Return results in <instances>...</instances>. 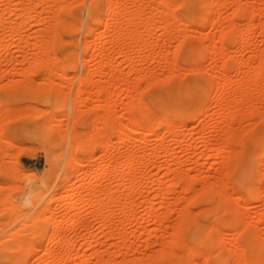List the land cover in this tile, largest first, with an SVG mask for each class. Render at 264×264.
Returning a JSON list of instances; mask_svg holds the SVG:
<instances>
[{
    "label": "rangeland",
    "instance_id": "obj_1",
    "mask_svg": "<svg viewBox=\"0 0 264 264\" xmlns=\"http://www.w3.org/2000/svg\"><path fill=\"white\" fill-rule=\"evenodd\" d=\"M40 1L46 3L45 0H0V22L4 23L7 33L2 35L5 32H0V109L2 106L22 107L15 108V114L8 110L13 116L5 122L1 121L5 118L0 117V123H4L0 136V264H11L16 260L20 264H40L52 234L46 218L56 211L57 223H61L65 239L53 247L56 251L70 252L68 258L71 261L65 264H79L82 260H86V264H95L99 258L103 264H180L182 256L184 264H234V253L254 261L258 248L263 249L264 264V170L261 176L257 171L264 161V75L257 78L258 81L255 79L264 63L261 59L264 53V0H207L212 6L209 11L202 8L201 0H175L176 4L169 8L174 16L169 19L172 15H167L171 22L166 21L171 27L167 25L165 32L161 23L167 18L156 11L166 7L162 4L165 0H117L118 8L129 13L128 17L138 7L143 11L145 25L141 26L146 28L139 30L138 35L148 47L141 55L135 51L137 48L129 50L127 55L119 49L109 50L112 44L107 41L87 52L85 46L88 43L96 46L101 37L109 36L107 4L110 0H63V7L58 8V12L54 10L57 7H53V0H47L45 5ZM30 4L38 13L25 15L22 11ZM238 7L243 9L244 15H235ZM169 9L166 8L170 13ZM92 16L102 21L93 23ZM202 16L207 22H201ZM127 19L126 22L124 19L119 21L125 24ZM89 25L93 27L91 32L87 30ZM53 29L55 32L52 33ZM222 30L229 32L224 45L219 37ZM50 45H54L53 52ZM103 51L107 53L101 55ZM40 55L55 59L54 66L36 64L34 60ZM103 56L113 60L114 68L124 78L120 88H113L115 82L110 74L101 76L98 65ZM84 60H88V66L95 71L92 75L97 74L86 87L81 80L86 65ZM50 65L53 67L48 70ZM108 68L105 67V73L110 72ZM253 79L257 84L251 82L252 88L244 84ZM222 81H225V88L220 90ZM216 83L221 84L220 88ZM103 86L110 89L111 100L98 95V89ZM244 86L246 92L251 89L254 98H250L254 101L248 99L250 103L248 100L244 103L247 95L243 92ZM221 97L224 101L219 100ZM234 98L240 104L234 105ZM131 103L150 110L156 122L148 124L146 140L141 132H134L133 139L123 147L118 138L120 135H114L109 126H102L97 114L103 116L112 111L111 118L128 124L127 110ZM251 106L257 109L255 114L251 111L252 115L248 112ZM8 111L4 110V113H10ZM227 111L232 116L237 114V119L233 116L237 120L233 125L231 121L230 125L227 123ZM154 112L157 115H153ZM162 114L183 124L177 128L178 136L172 137L165 126L156 124ZM104 127L110 131L106 133ZM150 127L157 129L159 138L153 135L154 130ZM224 130L233 132L237 139L226 150ZM102 132L111 138V146L115 148V156H112L117 162L125 159L124 152L128 147L141 152V156L145 154L147 161L141 170L131 174L129 187L125 183L130 181L118 182L114 178L119 170L122 171L120 167L115 168L118 173L114 169L106 181L101 180L99 190H111L113 197L123 190L119 195L123 199L134 196L136 206L132 216L128 215L129 205L124 207V200L122 207L109 203L112 208L107 213L112 217L107 229L92 214L93 206L82 203L74 212L63 206L75 187L95 183L97 189V162L104 157L97 146V138ZM208 136L211 144L205 143ZM185 138L189 142L183 145L179 141ZM223 156L231 161L227 168L221 167ZM169 161L171 166H168ZM83 168L87 173L80 181L78 177L82 174L78 169ZM176 175H181L182 183L174 182L173 187L174 183H170ZM185 179L191 182L188 190L184 189ZM169 187L172 191L164 195L165 188L169 191ZM153 206L154 211L149 215L148 209ZM185 211L189 218L187 226L182 235H175V228ZM236 219L242 221L239 223L241 231L240 226L234 228L232 221ZM34 223L47 229L46 237L34 239L39 252L35 250L31 256L24 255L23 250L16 247L10 250L16 234ZM203 232L208 233L209 239L203 237ZM217 235L222 237L218 240ZM172 239L178 243L176 241L171 250L168 243ZM65 240L71 241V245H66ZM205 240H210L209 244L212 241L211 245L204 243Z\"/></svg>",
    "mask_w": 264,
    "mask_h": 264
},
{
    "label": "bare ground",
    "instance_id": "obj_2",
    "mask_svg": "<svg viewBox=\"0 0 264 264\" xmlns=\"http://www.w3.org/2000/svg\"><path fill=\"white\" fill-rule=\"evenodd\" d=\"M25 1V0H24ZM49 1V0H48ZM63 0H53L52 2H53V7L54 8H56V9H54L55 11H57L58 12V8H60L63 4L62 3H64V1L62 2ZM121 1H124V0H121ZM22 2V1H21ZM40 2H43V1H40ZM45 2L46 3H41V4H47V0H45ZM51 2V1H50ZM62 2V3H61ZM201 2V4L203 5V7L202 8H204L205 9V11H209V10H211V7H210V4H208L209 2L207 1V0H201L200 1ZM139 5H140V3H139V1L137 2ZM211 3V2H210ZM137 4V5H138ZM163 5L165 4V6L166 7H164L163 9H161L162 7H160L161 5L160 4H158V8H160L161 9V11L159 10V9H156V8H153L152 10H154V9H156V11H157V13H159V15L161 16V17H166L167 18V15H172L171 17H168L169 19H172V17L174 16V12L172 11V10H170L171 8L170 7H172V6H174L176 3H175V0H165V2H163L162 3ZM201 4H199V5H201ZM212 4H213V2H212ZM138 5V6H139ZM20 6V5H19ZM23 6H25V5H23ZM177 6H178V4H177ZM21 7V6H20ZM27 7V8H26ZM25 7V11H24V9H23V11L22 12H25L24 14L25 15H30V14H32L33 12H37L36 10H35V7L32 5V4H30V5H28V6H26ZM63 7V6H62ZM155 7H157V6H155ZM210 7V8H209ZM166 8H170L169 9V11H170V13L168 12V10H166ZM106 9V8H105ZM165 9V10H164ZM208 9V10H207ZM245 9V8H244ZM63 11V10H62ZM245 11V10H244ZM104 12H106L105 10H104ZM143 11L140 9V7H138V9L136 10V11H134L133 12V14H130V17H128V14L129 13H127L125 10H123V9H121V8H118V1L117 0H110L109 2H108V4H107V14L109 15L108 16V22H110L109 24L110 25H107V27H108V30H109V36H107V38L105 39V38H103V37H101L100 38V40H101V42H100V44L99 45H97V43H96V46H94L93 44H89L88 43V45H87V47L85 46V48H87V52L88 51H91V50H93L94 49V47L96 48V47H100V46H103L104 45V43L107 41V42H111V49H109V50H116V49H119V51H120V53H124V54H128V52H129V50H133L134 48H137V50L135 49V51L139 54V55H141L142 54V52L144 51V50H146L147 49V47H148V45H147V43H146V41L144 40V39H142V36L140 37L138 34H139V32L140 31H142V29H144V28H146V27H142L141 26V24L142 25H145L144 23H145V21L144 22H142V19H144L143 18V13H142ZM38 13V12H37ZM152 13V12H151ZM208 13V12H207ZM105 14V13H104ZM106 14V15H107ZM156 14V13H155ZM154 15V13L152 14V16ZM158 15V14H157ZM164 15V16H163ZM166 15V16H165ZM236 16H240V15H244L243 14V9H241L240 7H238L237 8V10H236V14H235ZM151 16V17H152ZM159 16V17H160ZM32 17V16H31ZM38 17V16H37ZM93 17V16H92ZM127 17L129 18V19H127ZM251 17V16H250ZM34 18V17H33ZM56 18H59V17H56ZM103 18V17H102ZM168 18L163 22V23H161V24H164V26H165V30H163V28H164V26H162L161 28H162V30L165 32V31H167L166 30V28L168 29V27L169 26H167V25H170V27H171V24L169 23V22H166L167 20H168ZM178 18V17H177ZM93 19V21H91V22H93V23H99V22H101L102 21V19L101 18H99V17H93L92 18ZM105 19V18H104ZM119 19H124V21L127 19V23H123L122 21L120 22L119 21ZM147 19H150V18H147ZM151 19H153V20H156V19H154V18H151ZM151 19H150V21H151ZM163 19H165V18H161V20H163ZM202 23H205V22H207V20L205 19V17H203L202 16ZM57 20V19H56ZM60 20V19H59ZM129 20V21H128ZM152 20V21H153ZM1 21V20H0ZM119 21V22H118ZM147 21V20H146ZM168 21H170V20H168ZM126 22V21H125ZM148 22V21H147ZM162 22V21H161ZM171 22V21H170ZM60 23V22H59ZM61 24V23H60ZM147 24V23H146ZM148 25V24H147ZM131 26V27H130ZM161 26V25H160ZM6 27V26H5ZM64 27H66V26H64ZM52 28V27H51ZM129 28V29H128ZM130 28H132V29H130ZM55 29V28H54ZM54 29L52 30V33H53V31H54ZM93 29V27H92V25H89L88 27H87V30H89V32H91V30ZM107 29V28H106ZM110 29H111V31H110ZM51 30V29H50ZM140 30V31H139ZM148 30V29H147ZM1 31H3V32H5V28H4V23H1L0 22V32ZM145 31V30H144ZM223 31V33H222V35L221 36H219L220 37V40H221V43L224 45V43L227 41V36H228V33L229 32H224V30H222ZM55 32V31H54ZM97 32V31H96ZM2 33V32H1ZM56 33H58V31H56ZM6 35L7 33L5 32V33H3L2 35ZM15 34V33H14ZM55 34V33H54ZM53 34V35H54ZM141 34V33H140ZM2 35H0V36H2ZM59 35V37H60V34H58ZM55 36V35H54ZM104 36V35H103ZM139 36V37H138ZM144 36V35H143ZM238 36V35H237ZM4 37V36H3ZM234 37L236 38V36L234 35ZM2 38V37H1ZM54 38H56V37H54ZM3 40V39H2ZM1 40V41H2ZM52 40H53V37H52ZM60 40H61V37H60ZM64 40V39H63ZM123 40V41H122ZM145 41V43H144V41ZM185 40V39H184ZM233 40V39H232ZM236 40V39H235ZM237 42H238V40H236ZM236 41H234L235 43H236ZM52 42H54V40L52 41ZM62 42V41H61ZM104 42V43H103ZM181 42H183V41H181ZM52 44V43H51ZM181 44H183V43H181ZM181 44H180V46H181ZM236 44H238V43H236ZM114 45H117V46H114ZM41 46H45L44 44H42ZM50 46H52V51L51 52H53V46L54 45H50ZM114 46V47H113ZM183 46V45H182ZM113 47V48H112ZM50 48V47H49ZM181 48V47H180ZM183 48V47H182ZM185 48H186V46H185ZM222 48V47H221ZM44 49V48H43ZM103 49H104V47H103ZM41 50H42V48H41ZM108 49H107V51H109ZM218 50V49H217ZM216 50V51H217ZM49 51V50H48ZM107 51H103L102 53H101V55L102 54H105V53H107ZM42 52V51H41ZM44 52V51H43ZM43 52H42V54H43ZM114 52V51H113ZM109 53V52H108ZM123 54V55H124ZM44 56H45V54H43ZM47 55H49V52H48V54ZM40 56H42V55H40ZM38 57L37 59H35L34 60V62L36 63V64H39V65H41V66H43V64L45 63H49V64H52L53 66H54V62L56 61L55 59H50L49 57H47V59H45L44 58V56H42V57ZM106 56V55H105ZM262 56V55H261ZM51 57V56H50ZM92 57V56H91ZM104 57V56H103ZM51 58H55V57H51ZM102 58V57H101ZM101 58H100V60H101ZM129 58V57H128ZM229 58V57H228ZM32 59V58H31ZM30 59V60H31ZM50 59V60H49ZM58 59H59V57H58ZM90 59V58H89ZM88 59V60H89ZM262 59V62H264V53H263V57L261 58ZM51 60H53V62L51 61ZM55 60V61H54ZM88 60L87 61H83V62H86L85 64V71H84V75H83V77H82V84L84 85V87H86V86H89V84L91 83V80H93L92 79V77H95L96 75H92L94 72H93V68L90 66H88ZM25 61V60H24ZM29 61V60H28ZM32 61V60H31ZM113 60H111V59H109V58H106V57H104L103 59H102V61H101V64L100 65H98V67H96V68H98L99 70H100V73H101V76H103V75H109L110 74V76H112L113 77V79H114V81L113 82H115V83H113V88H120V83L121 82H123L124 81V78H122L121 77V75H119L118 74V72L116 71V69L114 68V66H113V62H112ZM18 62H20V61H18ZM33 62V63H34ZM52 62V63H51ZM260 62H261V60H260ZM262 62L260 63V66H261V64H262ZM23 63V62H22ZM34 63V64H35ZM223 63V62H222ZM48 64V65H49ZM60 64V63H59ZM39 65H36V66H39ZM52 65H50V66H48V70H49V68L51 69L53 66ZM56 65V64H55ZM222 65V64H221ZM263 65V67H264V63L262 64ZM105 67H109L108 68V70H110V72L109 73H105V70L107 69H105ZM262 67V66H261ZM260 67V68H261ZM262 67V70H264V68ZM41 68H43V67H41ZM94 68H95V66H94ZM97 69V70H98ZM258 69V68H257ZM222 70V69H221ZM262 70L260 69V71L258 70V72L256 73V80L258 81V79H260V77H262V75H264V71L262 72ZM224 73H225V70L223 71ZM95 74V73H94ZM261 75V76H260ZM225 76V75H224ZM258 78V79H257ZM223 79H224V77H223ZM227 79V78H226ZM218 80H219V78H218ZM217 80V81H218ZM256 80H247L249 83L247 84V83H244L246 86L247 85H250L249 87L250 88H252V86H251V82H256L255 84H257V81ZM212 82H214V81H212ZM220 83H223L222 85L221 84H219L218 83V85H217V83L215 84L216 86H220L221 85V89L220 90H223L224 88H225V86H224V84H225V81L223 82H220ZM254 83H253V85H254ZM110 86V85H109ZM215 86V87H216ZM26 87V86H25ZM258 87V86H257ZM29 88V87H28ZM32 88H34V87H30L29 89H32ZM220 88V87H219ZM244 88V90L245 91H243L244 93L247 91L246 89H247V87L245 88V86L243 87ZM242 88V89H243ZM250 88H248V92H246L245 94H249L250 93V91H251V89ZM36 90V89H35ZM34 90V91H35ZM32 91V90H31ZM33 91V92H34ZM44 91V90H43ZM217 91H219V89L217 90ZM217 91H216V93H217ZM36 92V91H35ZM98 95H100V96H103L104 98H108V99H110L111 100V97H112V93H111V91H110V89L108 88V87H105V86H103V87H101V88H99L98 89ZM240 93H242L241 91H240ZM241 95V94H240ZM246 95V97L243 95V97H245V99H244V101L245 100H248V99H250V101H251V99L252 98H254V94L252 95V91H251V94H249L250 96H247ZM258 95V94H257ZM260 95V94H259ZM253 96V97H252ZM241 97V96H240ZM243 97H242V100H243ZM250 97H252V98H250ZM220 98V97H219ZM259 98V97H258ZM255 99H256V97H255ZM139 100H140V98H139ZM138 100V101H139ZM220 101L221 100H223L222 99V97H221V99H219ZM234 101H232L233 103L235 102V98L233 99ZM237 100V99H236ZM240 100H241V98H240ZM241 100V102H243ZM253 100V99H252ZM258 100V99H257ZM141 101V100H140ZM143 101V100H142ZM224 101V100H223ZM249 101V100H248ZM250 101H249V103H250ZM254 101V100H253ZM252 101V102H253ZM228 102H230V101H228ZM237 103H239L240 104V102H238V100L236 101ZM234 103V105L235 104H237V103ZM141 105H142V103L141 102H139ZM226 103V102H225ZM244 103H246V101L244 102ZM244 103H242V104H244ZM229 104V103H228ZM228 104H226V105H228ZM232 104V103H231ZM230 104V105H231ZM241 104V105H242ZM141 105L140 106H136L135 104H133V103H131L130 104V106H128V113H129V115H130V118H129V123L127 124H124L121 120H119L118 118H111V114H112V111H107L106 112V114L105 115H98L97 114V116H99V119H98V121L100 122V124H102V126H103V124L104 125H106V126H109L112 130H114V135H117V136H119L120 135V137H118L119 139H120V142H121V144L123 145V147H124V145L125 144H127V142L129 143L130 142V140L131 139H133V135H132V133H134V132H141V135H142V138L143 139H145L146 138V136H145V131H147V129H148V124H153V123H155L156 121H154L155 119H153V117H152V114L150 113L151 111L150 110H148L147 108H143V107H141ZM146 105V104H145ZM229 105V106H230ZM241 105H237L238 107H240ZM148 106V105H147ZM224 106V105H223ZM237 106H234V107H237ZM244 106V105H243ZM245 106H246V104H245ZM27 107V106H26ZM149 107V106H148ZM231 107V106H230ZM230 107H228V108H230ZM242 107V106H241ZM254 107V106H253ZM3 108V109H2ZM2 110L0 109V113L2 114L0 117L1 118H5V119H1V121L2 122H5L6 121V119L8 120V117H12L11 116V114H13L14 113V111L13 110H16V109H21L20 108V106H19V108L18 107H13V109H10L9 107L8 108H6V107H3L2 106ZM5 108V109H4ZM16 108V109H15ZM227 108V109H228ZM232 108V107H231ZM230 108V109H231ZM28 109V108H27ZM236 109V108H235ZM240 109V108H239ZM250 109V110H249ZM248 109V112L250 111H252V110H254V114L256 113L255 112V110H257L256 108H254V109H252V106H251V108H249ZM4 110L6 111H8V110H12L13 111V113H11L10 111H8V112H10V113H8L7 114V112H6V114H7V116H5L6 114L4 113ZM229 110V109H228ZM234 110V109H233ZM150 111V112H149ZM232 111V110H231ZM240 111V110H239ZM243 111V110H242ZM17 112V111H16ZM236 112H238L237 110H236ZM253 112V111H252ZM251 112V114L250 115H252L253 113ZM155 113V112H154ZM227 113H228V111H227ZM10 114V115H9ZM15 114V113H14ZM221 114H223V113H221ZM234 114V113H233ZM238 114H240V113H238ZM9 115V116H8ZM16 115H18V114H16ZM153 115H157L156 113L155 114H153ZM164 114H162L161 115V117H160V120H159V124L158 123H156L158 126H160V127H162V126H165L166 127V129H168V131H169V133H171V136L173 137V136H176L177 134V130H179V129H177L178 128V126L179 125H183V124H181V122H177V121H175V120H173V119H171L170 117H168V116H163ZM178 115V114H177ZM226 115V114H225ZM235 115V116H234ZM233 116L236 118V116H237V114H234ZM246 115V114H245ZM3 116V117H2ZM20 116V115H19ZM18 116V117H19ZM163 116V117H162ZM227 117H228V119H227V123H229L228 125H230L231 123H230V121L232 122V125H233V123L235 122V120L237 119H234L233 118V116H232V113H228V115H226ZM239 116V115H238ZM159 117V116H158ZM175 117L176 118H178L179 116H176L175 115ZM191 117H193V116H191ZM14 118H16V117H14ZM20 118V117H19ZM53 119H55V118H53ZM10 120V119H9ZM237 121V120H236ZM99 122H97V126H98V124H99ZM151 122V123H150ZM178 123V125H177V123ZM183 123V122H182ZM2 124H4V123H0V134L3 132V126H1ZM180 126V127H181ZM57 128V127H56ZM99 128V127H98ZM97 128V129H98ZM134 128H137V130H139V131H135L134 130ZM151 128V127H150ZM152 129V128H151ZM104 131L106 130V133L107 132H109V131H107V129H105V127H104V129H103ZM154 129H152L151 131H153ZM234 129H232V131H233ZM100 131V130H99ZM150 131V130H149ZM150 131V132H151ZM101 132V131H100ZM106 133H104V132H102V133H100V135H99V137L97 138V146L99 147V148H101L102 150V152H103V155H104V159L103 158H101L98 162H97V189H96V184L95 183H92V184H90L89 186H87V187H84V186H82L81 188L80 187H75V189H73L72 191H71V194L69 195V197H68V199L65 201V203H64V205L63 206H65V207H68V209L70 210V211H72V212H74V211H77L78 209H79V207H80V205L82 204V203H86V204H89V205H91V206H93L94 207V210H93V212H92V214L96 217V219H98L99 221H101L102 222V226H103V228L104 229H107V228H110V223H111V217H112V215H110L109 213H107L110 209V207L113 205L114 207L115 206H120V207H122V206H124L122 203H126L125 204V206L124 207H126L127 206V204L129 205V207H128V211H129V213H128V215H134L133 214V211H134V208H136V206H135V198H133V197H130L129 195H128V197H125L126 199H123V197H121L120 195H119V193L121 192L122 193V191L123 190H121V185H122V183H121V185H120V192L118 193V195H114V197L113 196H110L111 194V190H108V189H105V190H99V184L101 183V182H103V181H101V180H103V179H105V178H108V176H110L111 174H113V171H114V169L115 168H121V170L122 171H120L119 170V172L120 173H118L117 171H118V169L116 170L115 169V171L118 173H116L117 175L114 177L115 178V180H117L118 179V182H119V180L121 181V180H124V181H130V182H127V183H131V178L133 177H131V174L133 173V172H135V170H137V169H139V170H141L144 166H145V164H146V162L147 161H145L146 160V157H145V154L143 155V156H141V152H137L136 150V152H137V154H136V152L131 148V149H129V147H128V149H126L125 150V152H124V156H125V159L123 160V161H118L117 162V158L116 159H114V157L113 156H115L114 155V150H115V148L113 147V146H111V142H112V140L110 141V137L106 134ZM117 133V134H116ZM152 133H154L153 135H155L156 137H158V136H160L159 135V133H158V131H157V129H155ZM231 133V134H230ZM119 134V135H118ZM136 134V133H135ZM234 135H235V130H234ZM233 135V132H231L230 130L229 131H225L224 130V132H223V138H224V145H225V147H224V150H226L227 149V147H229V148H231L230 146H229V144H231V142H233L234 143V140H237L236 138H235V136L237 137V135H235L234 136ZM0 136H2V134L0 135ZM178 136V135H177ZM232 136H234V137H232ZM258 136V135H257ZM159 138V137H158ZM259 138V137H258ZM177 139V138H176ZM229 139H231V141L229 140ZM232 139H233V141H232ZM238 139H241V138H239L238 137ZM146 140V139H145ZM211 140H213V139H211ZM143 141V140H142ZM188 142H189V140H187ZM186 141V138H185V140H183V141H179V142H181L183 145H186V143L188 144V142ZM145 142V141H144ZM210 142H212V141H210V137L208 136L206 139H205V143H210ZM227 142V143H226ZM238 142H240L239 140H238ZM141 143V142H140ZM232 143V145H235V144H233ZM80 144V143H79ZM181 144V145H182ZM211 144V143H210ZM89 145V144H88ZM242 145H243V143H242ZM221 146V145H220ZM222 147V146H221ZM119 148V147H118ZM0 149H2L1 147H0ZM117 150V149H116ZM123 150V149H122ZM229 150V149H228ZM118 151V150H117ZM231 151V150H230ZM1 152V151H0ZM213 152V151H212ZM138 153H140L139 155H138ZM148 153V152H147ZM154 153V152H153ZM142 154H143V151H142ZM221 154V153H220ZM113 155V156H112ZM147 155V154H146ZM111 156L113 157V158H111ZM137 156H138V159L140 158L139 156H141V158L138 160L137 159ZM214 156V155H213ZM212 156V157H213ZM102 157V156H101ZM106 157H107V159H106ZM216 157V156H215ZM109 158V159H108ZM119 159V158H118ZM175 161V160H174ZM260 161V160H259ZM150 162V161H149ZM171 162H173L172 160H171ZM170 161H169V163H168V166H171L172 165V163H171ZM221 163V162H220ZM222 165L223 166H221V167H225V168H227L228 166H230V163H231V161H230V159H229V157L227 158V156H223L222 157ZM235 162H233V164H234ZM169 164H171V165H169ZM221 165V164H220ZM79 170V174H82V175H80L81 177H78V179L80 180V181H82L84 178H85V176H86V173H87V170H86V168H83V169H78ZM138 170V171H139ZM263 170H264V161L262 162L261 161V163L259 164V167H258V173H259V175L261 176V173H263ZM81 172V173H80ZM146 172V171H145ZM170 173H172L171 171H170ZM226 173V172H225ZM137 174V173H136ZM140 174H142V173H140ZM145 175H146V173H145ZM173 176V175H172ZM113 177V176H112ZM114 178H112V179H114ZM175 178V177H174ZM79 180H78V182H79ZM108 180H110V178L108 179ZM115 180H112V181H115ZM202 180V179H201ZM104 181H106V179L104 180ZM111 181V180H110ZM182 181V177H181V175H176V178L175 179H173V182L172 183H170L171 185H173V183L174 182H176V184L179 182L180 184L182 183L181 182ZM133 182H134V180H133ZM132 182V183H133ZM125 183V182H124ZM127 183H125V186L127 185L128 187L129 186H131V184L129 185V184H127ZM106 184V183H105ZM134 184V183H133ZM124 185V184H123ZM75 186V185H74ZM86 186V185H85ZM100 186H101V184H100ZM126 186V187H127ZM159 186V185H158ZM160 186H161V184H160ZM159 186V187H160ZM170 186V185H169ZM119 187V186H118ZM156 187V186H155ZM162 187V186H161ZM170 187H172V186H170ZM169 187V191H168V189L167 188H165L166 189V191H164V195H166V193L168 194L169 192H171L172 190H170L171 188ZM173 187H175V183H174V186ZM177 187V186H176ZM191 187V182H189L188 180L186 181V179H185V183H184V189L185 190H188L189 188ZM108 188V187H107ZM163 188V187H162ZM161 188V189H162ZM211 188V187H210ZM1 189V188H0ZM64 189V188H63ZM117 189V188H116ZM165 189H163V190H165ZM173 189H175V188H173ZM248 189H250V188H248ZM163 190L162 191H160L161 192V194H163ZM211 190V189H210ZM251 190V189H250ZM168 191V192H167ZM166 192V193H165ZM207 192H209V191H207L206 190V193ZM219 192V191H218ZM248 192V191H247ZM61 193V192H60ZM59 193V194H60ZM204 193V192H203ZM209 193H211V191L209 192ZM250 193V192H249ZM101 194V195H100ZM129 194H131V193H129ZM202 194V193H201ZM201 194L199 195V196H201ZM205 194V193H204ZM163 195V196H164ZM203 195V194H202ZM253 195V194H252ZM77 196H79V198L77 197ZM125 196H127V195H125ZM161 196V195H160ZM198 196V197H199ZM250 196H251V194H250ZM61 197V196H60ZM162 197V196H161ZM160 197V198H161ZM219 197V196H218ZM75 198H77V200L76 201H74L75 200ZM128 198V199H127ZM165 199H166V196L164 197ZM164 198H162V199H164ZM214 198V197H213ZM57 199H59V198H57ZM61 199H63L62 197H61ZM60 199V200H61ZM164 199V200H165ZM123 200H124V202H123ZM164 200H163V202H164ZM217 200V199H216ZM62 201V200H61ZM218 201H219V203H221V201L218 199ZM55 202H56V200H55ZM109 203L111 204V206L109 205ZM150 203V202H149ZM63 204V203H62ZM122 204V205H121ZM149 205V204H148ZM151 206V205H150ZM112 208V207H111ZM127 208V207H126ZM123 209V208H122ZM46 210V209H45ZM47 211V210H46ZM53 211V210H52ZM116 211V210H115ZM148 214L149 215H151L152 214V212L154 211V206H153V208L152 207H150V210L148 209ZM111 212V211H110ZM114 212V211H113ZM56 213H57V211H56ZM55 212L54 213H52L51 214V216L48 218L47 216V218H46V220H47V223L48 224H50L51 225V227H52V234H51V236H50V238H49V240H48V248L45 250V252H43L44 253V255H45V258L40 262V264H57V263H59V262H61V263H67L68 261H71V260H69V258L68 257H70L71 255H69V253L67 252V251H56V249L53 247L54 245H58V244H61L62 242H63V240L65 239L64 238V234H63V232H61V228H60V224H58L57 223V214H56ZM109 214V215H108ZM181 216V215H180ZM131 217V216H130ZM114 218V217H113ZM158 218V217H157ZM132 219V218H131ZM161 219V218H160ZM187 219H189L188 218V213L185 211V213H182V216H181V220H180V222L178 223V225H177V227L175 228L176 229V231H175V235H182V231L186 228V226H187ZM235 219V218H234ZM241 219V218H240ZM46 220H45V222H46ZM158 220V219H157ZM162 220V219H161ZM160 220V221H161ZM243 220V219H242ZM62 222V221H61ZM130 222V221H129ZM242 222V221H241ZM240 221H238V219H236V220H233L232 221V223L234 224V228H238L239 226H240V224L239 223H241ZM63 223V222H62ZM73 223H75V222H73ZM228 225H229V223H228ZM30 226V227H29ZM28 227H26L25 226V228L23 229V230H21V231H19L17 234H16V237H14V239L12 240V242H11V244H12V246L10 245V250H11V247H16V249L18 250V248H19V250L21 249V250H23V254L24 255H31L32 253H34V251L35 250H37V246H36V243H35V241H34V239H42L44 236L46 237V234H47V229L44 227V226H41L39 223L38 224H36V223H34V225L33 224H31V225H29ZM32 226V227H31ZM27 228V229H26ZM240 229V230H239ZM239 229H237V230H239V231H241V226L239 227ZM243 229H245V228H243ZM51 230V229H50ZM237 230H235V231H237ZM72 231V230H71ZM111 231V230H110ZM238 231V232H239ZM74 234L76 233V231H74L73 232ZM204 234L203 235H205V236H203L204 238H207L206 237V235L208 234V233H206L205 234V232H203ZM241 233V232H240ZM73 234V235H74ZM110 234H111V232H110ZM195 234V233H194ZM222 234V233H221ZM196 235V234H195ZM219 235H217V239L219 240V238H221L222 236H223V234H222V236H220V237H218ZM66 237V236H65ZM177 237V236H176ZM210 237H212V235L210 236ZM207 239H209V238H207ZM213 239V238H212ZM263 239V238H262ZM222 240V239H221ZM225 240V239H224ZM258 240V239H257ZM37 241V240H36ZM66 241V240H65ZM64 241V242H65ZM98 241V240H97ZM176 241H177V243H178V240H175V239H172V240H170L169 241V243H168V246H169V248L172 250V248H175V245H176ZM208 241H210V240H208ZM208 241H204V243L206 242V244H208V245H211V243H212V241H211V243L209 244V242ZM214 241V240H213ZM223 242V241H222ZM225 242V241H224ZM263 242V241H262ZM91 243V242H90ZM225 243H227V242H225ZM225 243H223V244H225ZM66 245H71V241H66V243H65ZM179 244H180V242H179ZM218 244H219V242H218ZM90 245H92V243L90 244ZM166 245V244H165ZM180 245H182V244H180ZM264 245V244H263ZM226 246H227V244H226ZM239 246V245H238ZM189 247V246H188ZM217 247V246H216ZM218 247H220V246H218ZM13 248H12V250H13ZM40 248V247H39ZM168 248V247H167ZM223 248V247H222ZM264 248V247H263ZM221 249V248H220ZM187 250V249H186ZM190 250V249H189ZM166 251H167V249H166ZM166 251H164V252H166ZM188 251V250H187ZM37 252H39L38 250H37ZM174 252V251H173ZM232 252V251H231ZM22 253V252H21ZM167 253V252H166ZM191 253H192V255L193 256H195V252H193V251H191ZM230 253V252H229ZM234 253V252H233ZM36 254V253H35ZM72 254V253H71ZM163 254V253H162ZM162 254H161V256H162ZM175 254V253H174ZM188 254V253H187ZM221 255V254H220ZM262 255H263V249L262 248H258L257 249V251L255 252V254H254V257H255V259H254V261H247L246 260V258H244L241 254H236V253H234V255H233V259H234V264H262ZM32 256V255H31ZM160 256V257H161ZM176 256V255H175ZM175 256H173V257H175ZM230 256H231V254H230ZM245 256V255H244ZM251 256V255H250ZM28 257V256H27ZM172 257V256H171ZM177 257V256H176ZM100 259V258H99ZM99 259H97V261H95L96 263L95 264H103V262H101V260H99ZM185 259H187V256H185ZM74 260V259H73ZM177 260V259H176ZM99 261H100V263H99ZM179 261V260H178ZM6 263V262H5ZM69 263V262H68ZM79 263V262H78ZM3 264V263H2ZM11 264H20L17 260L15 261V262H13V263H11ZM60 264V263H59ZM77 264V263H76ZM79 264H86V260H82ZM179 264V263H178ZM180 264H184V256H182V257H180Z\"/></svg>",
    "mask_w": 264,
    "mask_h": 264
}]
</instances>
